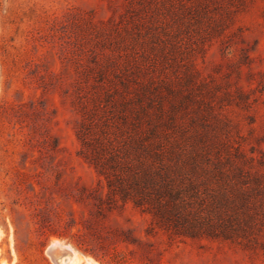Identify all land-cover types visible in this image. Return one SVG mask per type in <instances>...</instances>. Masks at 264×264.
Wrapping results in <instances>:
<instances>
[{
    "label": "rangeland",
    "instance_id": "374dc122",
    "mask_svg": "<svg viewBox=\"0 0 264 264\" xmlns=\"http://www.w3.org/2000/svg\"><path fill=\"white\" fill-rule=\"evenodd\" d=\"M107 53L105 78L154 79L150 98L224 157L223 182L252 188L225 236L110 202L84 142L124 110L100 81ZM54 238L75 264H264V0H0V264H56Z\"/></svg>",
    "mask_w": 264,
    "mask_h": 264
},
{
    "label": "trees",
    "instance_id": "16d2710c",
    "mask_svg": "<svg viewBox=\"0 0 264 264\" xmlns=\"http://www.w3.org/2000/svg\"><path fill=\"white\" fill-rule=\"evenodd\" d=\"M106 56L109 65L99 69L100 81L112 88L108 96L114 95L112 98L124 110H119L113 121L108 114L102 116L105 120L101 135L95 134L91 141L84 142L90 146L95 167L107 179L110 202L121 200L125 205L131 201L173 234L192 238L213 236L218 228L225 236V228L230 230L237 218L235 211L230 210L243 205L247 200L245 192L252 188L232 187L223 182L229 169L217 165H223L224 157L219 154L214 163L211 153L216 151L217 155V148L212 149L201 135L191 141L193 133L178 113L166 111L161 102L150 98L151 94L159 93L154 79L139 83V79L118 76L121 85L116 86L113 79L105 78L108 69L118 66L111 54ZM129 56L119 63L130 74L133 63ZM139 69L142 70L141 67L133 70L138 74ZM129 82L135 83L132 88ZM154 104L159 106L153 108ZM101 118L91 116L85 134L93 131ZM110 122L116 123V127L110 129ZM218 192L222 195L217 197ZM223 211H230L226 218ZM109 263L128 264L129 260L112 255Z\"/></svg>",
    "mask_w": 264,
    "mask_h": 264
},
{
    "label": "bare ground",
    "instance_id": "6f19581e",
    "mask_svg": "<svg viewBox=\"0 0 264 264\" xmlns=\"http://www.w3.org/2000/svg\"><path fill=\"white\" fill-rule=\"evenodd\" d=\"M53 244H60L70 249L67 252H65L61 257L60 264H75L80 260V254L75 249L70 247L71 245L70 246L66 245V243H63L58 238L53 239Z\"/></svg>",
    "mask_w": 264,
    "mask_h": 264
},
{
    "label": "water",
    "instance_id": "95a60500",
    "mask_svg": "<svg viewBox=\"0 0 264 264\" xmlns=\"http://www.w3.org/2000/svg\"><path fill=\"white\" fill-rule=\"evenodd\" d=\"M70 250L68 247L60 245V244H51L49 246L48 252L53 257L56 264H60L61 257L65 252Z\"/></svg>",
    "mask_w": 264,
    "mask_h": 264
}]
</instances>
